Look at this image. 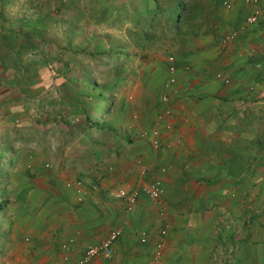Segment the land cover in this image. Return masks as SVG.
I'll return each instance as SVG.
<instances>
[{"label": "crops", "instance_id": "obj_1", "mask_svg": "<svg viewBox=\"0 0 264 264\" xmlns=\"http://www.w3.org/2000/svg\"><path fill=\"white\" fill-rule=\"evenodd\" d=\"M117 1L115 33L76 18L81 34L70 40L63 75L48 63L53 70L42 66L27 84L0 77V222L14 221L0 238V264H70L113 229L121 234L112 255L93 264H264V0L251 24L247 0H197L203 9L191 33L143 49L132 40L137 5H129L142 0ZM104 32L144 54L124 65L110 111L98 103L91 113L78 66L97 81L102 74L98 60L77 51L86 34L91 48ZM82 107L99 128L83 120ZM155 180L160 199L142 190ZM110 188L137 190L136 203L128 208Z\"/></svg>", "mask_w": 264, "mask_h": 264}, {"label": "trees", "instance_id": "obj_2", "mask_svg": "<svg viewBox=\"0 0 264 264\" xmlns=\"http://www.w3.org/2000/svg\"><path fill=\"white\" fill-rule=\"evenodd\" d=\"M112 1L116 0H106V4L110 5ZM52 2L53 5H51ZM16 3H19V0H0V77L8 79L13 75L18 77L20 83L27 84V80L41 74L42 66L46 65L53 70L54 67L49 66L50 63L56 64V70L63 75L66 65L65 52L70 48V40L81 34L80 26L75 24V15L82 12L80 11L82 0H46L42 5H36L35 0H25L28 11L26 12L22 5L23 7L19 8L21 13L10 18L7 10ZM126 5L128 4L121 7L122 11L127 10ZM129 5L132 9L137 5L132 40L135 46L142 47V49L146 42L172 45L178 39L191 33L203 9L197 0H142L137 3L130 2ZM114 9H116L114 6L110 8L112 15L107 18L110 22L119 17ZM95 12L94 10L91 19L98 23V15ZM126 15L125 19L128 20ZM88 25L90 23H87L86 27ZM87 38L86 34L85 43L77 51L80 55L89 57L93 64L97 60L99 62L112 61L110 72L102 75L100 81L92 76V69L87 66H78L79 72L85 70L86 79L89 81L88 88L94 99L92 104L89 103L90 112L95 111L99 102H105L101 111L106 114L112 107L113 85L124 73V60L131 53L132 55H143L144 52L133 51L129 43H125L123 39L120 42L112 40L105 32L93 36L97 42L95 41V45L91 48ZM73 52L75 53L76 50ZM61 86H64V81ZM77 101L79 103L80 100ZM82 110H84L82 118L89 126L95 128L101 126L97 115L89 114L90 112L88 113L85 107H82ZM6 203L8 200L3 202L5 205ZM7 225V229H10L11 223Z\"/></svg>", "mask_w": 264, "mask_h": 264}, {"label": "built area", "instance_id": "obj_3", "mask_svg": "<svg viewBox=\"0 0 264 264\" xmlns=\"http://www.w3.org/2000/svg\"><path fill=\"white\" fill-rule=\"evenodd\" d=\"M252 3V8L250 9L248 15L246 16V22L247 23H255L257 22L260 14H261V8L259 6V0H247ZM225 5L229 6L228 2L224 3ZM235 34H229L228 37H233ZM168 71V84H175L176 82V67L173 63V56H169V64L167 67ZM170 95H165L162 97V100L165 102H168L170 100ZM153 134L155 136L158 135V130H154ZM146 132L142 133V136H145ZM157 143V141H154ZM142 190L149 195L151 198L154 199H160L163 194V188L161 186V183L157 180L143 186ZM81 191L80 189L77 190V193L79 194ZM108 195L114 198H125L128 202V208H132L134 204L136 203L137 197H138V191L137 190H127L124 188H118L108 189ZM78 200H81V197L79 196ZM166 227L161 229V233L164 234L166 232ZM121 234L120 229H113L109 232L108 236L100 241L99 243L92 244L88 246L84 251L83 254L75 258L74 260L70 261V264H93L94 259L97 256L103 255V256H111L113 253L112 250V244L113 242L118 238V236ZM61 247L65 250L68 249L69 243L64 242L61 244ZM65 261H69V256H64Z\"/></svg>", "mask_w": 264, "mask_h": 264}, {"label": "rangeland", "instance_id": "obj_4", "mask_svg": "<svg viewBox=\"0 0 264 264\" xmlns=\"http://www.w3.org/2000/svg\"><path fill=\"white\" fill-rule=\"evenodd\" d=\"M45 1L46 0H35V3H36V5L37 4H41L42 5V3H44ZM82 2H83V4L80 5L81 6V10L80 11H82V12H78V14L75 15V18L83 17L86 20V24L90 23L89 19L91 18L92 14H93V12L95 10L96 11L95 14L98 15V20H99L98 23L96 24V26L101 28V29H103V30H105V31L111 32V33L117 32V30L119 29L118 28V25L120 23L119 20H115V21H111L110 22L107 19L108 17H110L112 15V11L110 10V8L111 7L113 8V6H114V8H116L119 5H121L117 0L116 1H112L113 4L110 3V5L106 4V0H87V2L85 0H82ZM22 5L24 6V9H26L25 11L26 12L28 11L27 5L25 3V0H19V3H16L13 6H10L9 9L7 10V12L9 13L10 18H13V17H15V16H17L18 14L21 13L20 12L21 10L19 8H22L23 7ZM51 5H53V2L51 3ZM46 9H47V7H46ZM130 56H134V55H132V53H131L128 57H126V59L124 60V65L125 64L127 66H130V64L134 65L133 61L136 60V59H134V58L131 59ZM127 59H128V61H127ZM141 65L144 66L145 64L143 63ZM111 66H112V61L111 62L110 61L109 62L108 61H102V62H99V64L97 66H95L94 69H95V71H98L99 74L106 75L107 73L110 72L109 69H110ZM127 72L128 71L125 70V74H128ZM105 104H106L105 102L104 103L99 102V108L103 109ZM3 156L4 157L7 156V153H6L5 150L3 151ZM44 165H45V163H44ZM49 168H51V167H49ZM15 175L16 174L13 171H11V170L9 171L8 178H7V183L9 185L15 186L16 182L18 181V179L16 178ZM17 197L18 196H16L15 194H10L8 199H9V201L11 200V202L15 203ZM15 208H17V207H15ZM11 222H12L11 224L14 226V221H11ZM8 223H10V222H6V225L2 226V230L0 231V238H9L8 234H9V232H11L10 231L11 229H7L8 228V225H7ZM19 225H21V224L20 223L17 224L16 227L19 226ZM1 246L2 245L0 244V248H1Z\"/></svg>", "mask_w": 264, "mask_h": 264}]
</instances>
